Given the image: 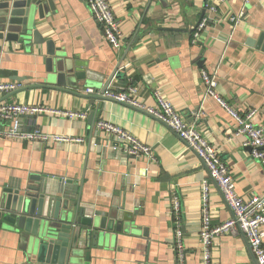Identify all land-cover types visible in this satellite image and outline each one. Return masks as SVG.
Segmentation results:
<instances>
[{
	"label": "crops",
	"instance_id": "obj_1",
	"mask_svg": "<svg viewBox=\"0 0 264 264\" xmlns=\"http://www.w3.org/2000/svg\"><path fill=\"white\" fill-rule=\"evenodd\" d=\"M108 2L123 34L119 49L106 41L87 0H55L56 13L38 20L45 40H53L66 63L83 73L79 85L70 87L72 93L44 86L45 43L31 51L0 50V81L22 84L0 93V102L86 114L70 117L48 111L24 116V128L48 135L45 142L0 135V200L5 186H38L51 196L69 199L72 205L80 200L93 210L118 209L127 216L123 224L128 228L115 231L116 238L107 240L103 249L92 250L90 264H177L173 245L176 196L185 264H204L200 233L205 179L212 224L233 215L205 164L154 116L118 101H94L84 90L94 88L100 95L106 86V90L121 92L135 85L138 99L148 106L156 105L153 92L161 90L182 118L215 146L229 166L237 193L245 200L263 195L264 165L251 155L246 136L236 135L238 123L229 110L214 97L204 98L201 70H216V91L221 98L240 114L257 110L254 122L264 128V53L249 44L264 32V0H250L246 16L236 26L230 17L241 10L244 0H214V12L207 0ZM203 18H208V25L194 44L193 26ZM99 118L150 145L153 158L126 156L122 141L97 130ZM55 136L83 141H59ZM210 253V264H257L241 231L216 236ZM22 256L17 240L0 235V264H20Z\"/></svg>",
	"mask_w": 264,
	"mask_h": 264
},
{
	"label": "built area",
	"instance_id": "obj_2",
	"mask_svg": "<svg viewBox=\"0 0 264 264\" xmlns=\"http://www.w3.org/2000/svg\"><path fill=\"white\" fill-rule=\"evenodd\" d=\"M89 8L95 20L101 25L104 37L114 48H121L123 45V34L120 22L114 13L112 5L108 0H87ZM223 1V0H219ZM250 0H244V6L241 10L230 17V21L236 26L246 16V6ZM207 7L210 11H216L214 0H207ZM208 18H203L193 26L191 32L192 43H198L201 32L207 27ZM201 76L205 85V97H214L220 104L226 107L230 114L237 120L236 135H245L246 145L251 148V155L258 158L264 165V128L256 125L254 116L257 110H249L245 114L233 110L217 93L218 85L217 71L201 70ZM21 83L17 81H0V93L12 92L19 87ZM85 93L95 94L94 88H87ZM109 100L128 104L141 109L154 116L172 131H174L205 164L209 171L210 178L221 189L224 199L231 207L233 215L227 221L213 225L210 207L208 205L209 181L205 179L202 182L203 206L200 239L204 246V264H210V245L212 240L221 234L236 233L241 231L246 237L250 249L257 264H264V194L254 195L249 200H245L236 191V182L232 176L229 166L221 159L215 146L200 132L195 125L184 120L179 111L168 101L161 90L153 92L156 101L155 106H148L138 99V88L135 85L128 86L124 91L115 92L106 90L99 93ZM51 111L54 114H66L70 117H84V113L62 112L58 109H50L40 104H26L17 102H0V135L7 138H20L26 141L45 142L49 136L38 129L27 131L24 128L23 117L33 116ZM96 128L110 135H114L123 142L122 151L126 156L140 158L147 156L153 158L152 147L145 142L140 141L127 130L112 124L108 120L99 118L96 122ZM55 140H73L82 142V138H67L55 136ZM117 148V147H114ZM174 249L177 252V264H185V247L183 244V228L179 213L178 198L174 196Z\"/></svg>",
	"mask_w": 264,
	"mask_h": 264
},
{
	"label": "water",
	"instance_id": "obj_3",
	"mask_svg": "<svg viewBox=\"0 0 264 264\" xmlns=\"http://www.w3.org/2000/svg\"><path fill=\"white\" fill-rule=\"evenodd\" d=\"M56 10L55 0H0V50L31 51L45 43L44 86L72 93L70 87L79 85L83 73L66 63L60 48L53 40H45L38 28V20ZM249 44L264 53V32ZM88 97L109 100L96 94ZM97 111L98 107L91 120ZM124 219L127 216L118 209L93 210L81 205L80 200L72 205L69 199L51 196L38 186H5L0 200V235L17 240L23 252L20 264H90L92 250L103 249L107 240L116 238L115 231L128 228Z\"/></svg>",
	"mask_w": 264,
	"mask_h": 264
}]
</instances>
